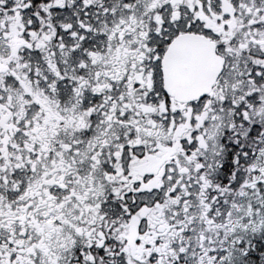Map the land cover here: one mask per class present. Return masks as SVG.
I'll use <instances>...</instances> for the list:
<instances>
[{"label": "snow or ice", "instance_id": "snow-or-ice-1", "mask_svg": "<svg viewBox=\"0 0 264 264\" xmlns=\"http://www.w3.org/2000/svg\"><path fill=\"white\" fill-rule=\"evenodd\" d=\"M0 264H264V0H0Z\"/></svg>", "mask_w": 264, "mask_h": 264}]
</instances>
